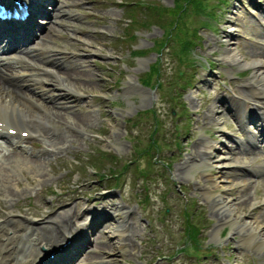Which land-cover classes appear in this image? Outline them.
<instances>
[{"label":"rangeland","instance_id":"374dc122","mask_svg":"<svg viewBox=\"0 0 264 264\" xmlns=\"http://www.w3.org/2000/svg\"><path fill=\"white\" fill-rule=\"evenodd\" d=\"M223 1L202 0L195 8L189 0H56L47 8L53 19L60 11L47 43L66 58L58 75L76 96L57 89L49 77L42 100L51 104L54 97L48 96H60L62 110L73 116L48 121L53 150L43 153L41 147L50 142L38 137L25 142L35 147L32 153L19 151L17 162L0 160V219L12 212L28 217L44 224L41 233L58 239L51 219L59 213L69 216L66 228H71L100 209L122 207L134 217L123 218L120 210L104 222L105 230L88 232L91 241L107 246L94 251L104 255L96 264H260L261 254L240 246L237 222L228 221L229 211L216 201L231 200L242 221L258 216L264 224V178L247 185L249 191L242 185L252 173L230 158L222 167L196 161L206 139L218 146L211 153L215 161L217 155H231L227 146L241 136L226 107L228 96L241 98L246 111L261 100L247 89L252 66L239 68L223 54L226 29L246 59L257 44L264 45V0ZM176 3L185 8L167 11ZM174 17L178 29L170 22ZM150 64L158 72L141 84L137 79ZM77 69L87 75L65 73ZM75 115L84 117L83 123L71 122ZM248 152L252 165L264 162L259 150ZM32 155L41 159L43 179L26 162ZM191 156L196 165L187 170L183 162ZM209 172L228 182L206 192ZM251 192L255 198L248 202ZM119 219L129 222L121 249L120 233L108 232ZM193 224L195 230L189 229Z\"/></svg>","mask_w":264,"mask_h":264},{"label":"bare ground","instance_id":"6f19581e","mask_svg":"<svg viewBox=\"0 0 264 264\" xmlns=\"http://www.w3.org/2000/svg\"><path fill=\"white\" fill-rule=\"evenodd\" d=\"M59 12L60 11L57 10L56 13H59ZM45 28H47V31L45 33H43V37H52L51 32L53 30H55L53 25L51 23H49V24L45 25ZM232 36H233V33L230 31L225 36V39L227 41V47L225 49V53L223 54L224 57L223 56L222 57H223V59L227 60L228 62H231L233 64L236 63V64L240 65L241 67L252 66L253 74H252L250 80H248V82H247V84L249 85V87H247V89L249 90L251 95H252V93H258L259 98L261 99L260 103L264 104V50L259 51L257 49H252V58L246 59L243 56V54L237 48H235L232 45V43H231L232 42L231 41ZM50 50L52 51L54 49L48 48V51H44V53L48 54V52H50ZM58 51H59V49H58ZM48 56L49 55H47V56L45 55V57H48ZM49 59L51 60L52 65L57 67V68L62 67L63 65H66V61L63 58L59 57L55 51L53 53H50ZM76 60L79 61V58H76ZM83 60L85 61V59H83ZM77 70L78 71L65 72V73H66V75L73 74L74 76H75V74L87 75V72H85L84 70H82V69H77ZM2 76L5 79H8L9 81L13 80L6 75H2ZM75 82H78V81L76 80ZM61 84H64V83H61ZM26 85H28V83ZM80 88H82V87H80ZM63 89L68 92V88L65 87V85H64ZM46 96H47L46 93H44V97H46ZM48 97H54L51 104L42 100V98H40V95H36L34 92L22 91V93H18V89L12 87L10 84L4 85L0 82V116L6 118L10 122H13L17 126H22L23 128L25 127L27 129L29 128L31 130V132H35L37 134H40L41 136H44L45 138H47L46 139L47 142L48 141L50 142V143L48 142L49 143L48 145L54 146L53 145L54 141L52 139L50 140V137L53 136V134L51 133V130H49L46 127V124L48 123L49 120L55 121V119H57L58 117H62V115L63 116L66 115V113H65V110H62V108H61L64 103L59 98L60 96L57 97L55 95V96H48ZM260 103L257 102L256 107H258L260 105ZM66 116H69V115H66ZM72 116H69V118H71ZM84 119L85 118L82 116L75 115L74 118L71 120V122H73L74 124L80 125L81 123H83ZM22 127H20V128H22ZM259 133L263 134L262 131H259ZM16 136L18 138H21V136H19L18 134L15 135V137ZM254 136L257 138L259 137L255 133H254ZM204 144H206L204 146L205 150L203 151V154L201 156H198L200 158H198V160H196V161H199L200 165H205V166L207 165L210 167H212V166L213 167H222L227 162V160H228L227 158L231 157V156H226V155H222V156L217 155L218 157L214 161L213 155H211V153L215 148L218 149V146L215 147V144L212 143L211 139H209V140L206 139L204 141ZM4 149L8 150V147H5L0 143V150L2 151ZM45 150H47L46 147L43 148V151H44L43 153H46ZM41 151H42V149H41ZM4 152L6 153V151H4ZM6 154H7L6 159L8 157H10V159L17 162V160L15 159V157L18 156V155H16L17 154L16 152L11 153L10 151H7ZM30 157H31L30 160L26 161V162L29 163V165H31L34 168V170L37 172L38 176L42 178L44 176L43 174L45 172L43 173L42 168H40L41 159L35 155L30 156ZM222 160H224V161H222ZM250 160H251V158H248V157L244 158V156H240V158L232 156L230 158V161L235 162V163H239L242 165H246V163ZM196 161H195L194 157H192V158H187L183 163H186L187 164V166H186L187 170H190L191 167H194L193 165H196ZM230 161L228 160V162H230ZM215 163H217L218 165H216ZM1 167L2 166H0V176L3 177V175H1L3 168H1ZM208 179H210V183L209 184H207V183L203 184L204 186L208 185V186H205L206 192H208L211 188L220 187L221 186L220 184L223 182H228L227 179L223 180L222 177L220 178L217 175H214V173H210V172L208 173L207 178L206 177L204 178V181H206ZM229 182L232 183V180H229ZM221 187H224V186H221ZM12 196H13V194H12ZM242 197L243 196L240 195V198H242ZM253 198H254L253 195L250 197L249 196L246 197L248 202H250L251 199H253ZM245 201L246 200H244V201L241 200L240 203H244ZM216 204L222 205V208L229 211V215H227L228 221L234 220L237 222L235 224V226L238 228V233H239L241 239L243 241H246L247 245L253 246L254 250L257 249L256 252L258 254H261V256L263 258L261 264H264V228H263L262 220L257 217V218H254L252 221H249V222H247L246 220L242 221V218H241L243 216L242 212L238 210L239 207H236L235 204L231 203V200H228V199L227 200H217ZM116 209H117L118 213H120V210L122 211L121 213L124 212L123 218L125 217V215H129L132 218L134 217V215H132L131 212L122 210L121 207H117V208L115 207V211H116ZM74 210H73V213L76 214V212H74ZM217 212H221V210H218ZM135 218H136V216H135ZM225 218H227V217H225ZM51 222L53 223V225H55V227L57 228V232H59V234L60 233L62 234L63 231H65V230H66V232H68V234H70L72 231L75 230L74 229V230L70 231L71 228H69V227L66 228L67 225L69 224V216L62 215L61 213H59L57 215V217H55V218L53 217L51 219ZM128 223L129 222H123L122 219L121 220L119 219L118 221H116V223L114 222V225L111 227V229L108 230V232L110 231L111 233H120L119 243L117 245L118 248H120V249L123 247V245L125 246L124 241L125 242L127 241V238H124L123 232L125 230L124 228L127 227ZM38 226L39 225L37 223H35L34 221H32L30 218L24 217V216H18L13 212L10 214V216L8 218L0 220V259H1L0 264H7V262H10L13 264H28V263L32 264L33 263L35 257L39 254V251L36 250V247L34 245H31V246L26 245V247L22 246L23 244L20 245L18 239L23 235L34 236L32 238L38 239V241H37L38 243L42 242L44 245H46V247H51L52 242H49L50 241L49 237L43 236L42 234H39L38 231H36V228ZM74 228H75V226H74ZM67 229H69V230H67ZM103 230H105V229H103ZM84 233L85 232L81 233L80 235H84ZM80 235H78V237ZM57 236L59 237V235H57ZM20 240H21V238H20ZM54 240H55V238H53L52 241H54ZM113 243L109 244L110 247L113 245ZM94 245L97 248L102 247V249L107 247L103 244H100L99 242L94 243ZM246 247L248 248V246H246ZM92 256L101 257L104 255L89 254L86 257L90 258Z\"/></svg>","mask_w":264,"mask_h":264},{"label":"trees","instance_id":"16d2710c","mask_svg":"<svg viewBox=\"0 0 264 264\" xmlns=\"http://www.w3.org/2000/svg\"><path fill=\"white\" fill-rule=\"evenodd\" d=\"M186 1H188V0H186ZM189 1L192 2V5H193L195 8H197V6H195V5L193 4L194 2H199V1L202 2V0H189ZM223 2H226V0H224ZM183 8H185V6H184L183 3H176V4H175L173 7H171V8H168V7H167V11H168V10H172V11H174V12H176V13H180V12L183 10ZM158 9H159L160 11H165V10H166V7H165V6H162V7L159 6ZM170 22L173 23L174 29H178V28H179V18H178V17H177V18L174 17V19H171ZM174 36H177V34L174 35ZM187 43H188V39H183V41H182V46L185 47V46L187 45ZM152 72H156V73L158 72V67H157L155 64H151L150 67H149V70L146 71V72H144V74H143V80H144V81H148V78L150 77L149 75H150ZM156 83H157V86H160V84H161V82L159 81L158 78H156V80H155V84H156ZM192 226H193V228H190V229H191V230H195L194 225H192ZM188 228H189V227H188Z\"/></svg>","mask_w":264,"mask_h":264}]
</instances>
